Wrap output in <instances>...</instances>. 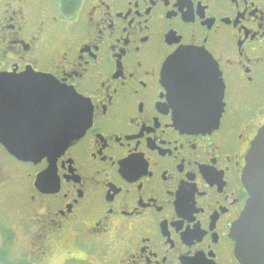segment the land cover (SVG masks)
<instances>
[{
  "label": "flooded vegetation",
  "instance_id": "af4514ba",
  "mask_svg": "<svg viewBox=\"0 0 264 264\" xmlns=\"http://www.w3.org/2000/svg\"><path fill=\"white\" fill-rule=\"evenodd\" d=\"M182 48L224 84L209 131L176 119L161 82ZM28 73L88 100L54 160L1 142L49 126ZM262 126L264 0H0V264H240L229 235Z\"/></svg>",
  "mask_w": 264,
  "mask_h": 264
},
{
  "label": "water",
  "instance_id": "95a60500",
  "mask_svg": "<svg viewBox=\"0 0 264 264\" xmlns=\"http://www.w3.org/2000/svg\"><path fill=\"white\" fill-rule=\"evenodd\" d=\"M182 50L184 62L204 69L205 73L189 92V102L199 114L179 121L189 131H209L217 126L223 111L224 85L216 64L209 56L191 48H182L177 52ZM176 53L163 64L161 81L164 69L167 71L168 61ZM25 75L33 77L25 82L28 87L36 83L43 85L40 88L34 86V96L48 105L49 112L45 111L50 117L49 126L28 130L27 137L11 131L14 136L1 138V142L6 151L19 160L36 161L43 157L54 160L82 136L90 124V113L87 114L85 108L81 110L68 103L69 91L77 95L72 88L59 86L52 79H42L41 74ZM173 99L176 104L177 98L173 96ZM22 140L28 144L20 145ZM241 180L248 199L241 215L232 225L229 236L234 241V254L240 264H264V126L257 132L245 157Z\"/></svg>",
  "mask_w": 264,
  "mask_h": 264
},
{
  "label": "snow or ice",
  "instance_id": "6c2138e0",
  "mask_svg": "<svg viewBox=\"0 0 264 264\" xmlns=\"http://www.w3.org/2000/svg\"><path fill=\"white\" fill-rule=\"evenodd\" d=\"M183 54V50L177 52L176 55L168 61L167 71L164 69L162 79L167 85L169 95L171 94V96L177 98V103L173 105L177 120L184 119L188 116L195 117L199 114L195 106L189 102V92L205 73V70L200 67L186 64L183 60ZM34 86L40 88L43 85L36 83ZM67 96L68 103L81 110L88 105L87 99L82 100L79 96L70 91L67 93ZM133 163L134 161H126L128 165Z\"/></svg>",
  "mask_w": 264,
  "mask_h": 264
},
{
  "label": "trees",
  "instance_id": "16d2710c",
  "mask_svg": "<svg viewBox=\"0 0 264 264\" xmlns=\"http://www.w3.org/2000/svg\"><path fill=\"white\" fill-rule=\"evenodd\" d=\"M59 1L62 2L66 8H69L71 5L75 3V0H59Z\"/></svg>",
  "mask_w": 264,
  "mask_h": 264
},
{
  "label": "rangeland",
  "instance_id": "374dc122",
  "mask_svg": "<svg viewBox=\"0 0 264 264\" xmlns=\"http://www.w3.org/2000/svg\"><path fill=\"white\" fill-rule=\"evenodd\" d=\"M66 264H79V263H76L74 260H71V261H68Z\"/></svg>",
  "mask_w": 264,
  "mask_h": 264
}]
</instances>
